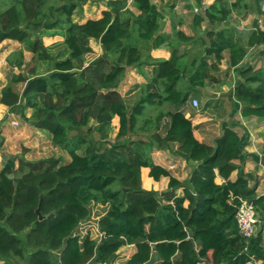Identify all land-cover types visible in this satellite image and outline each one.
Returning <instances> with one entry per match:
<instances>
[{"label":"trees","instance_id":"1","mask_svg":"<svg viewBox=\"0 0 264 264\" xmlns=\"http://www.w3.org/2000/svg\"><path fill=\"white\" fill-rule=\"evenodd\" d=\"M84 1L0 0V44L5 40L23 43L35 59L26 72L24 49L8 56L7 62L21 71L12 74L2 88L0 102L49 132L53 143L72 158L66 164L55 157L23 160L20 169L15 157L0 161V261L114 264L118 249L133 245L136 250L124 264H264V222L247 239L236 219L241 199L264 209V196L256 195L245 176L230 179L244 136L226 124L208 145L195 137L194 126L182 110L205 80L209 85L221 83L213 73L221 71L228 51L230 68L240 77L229 93L233 113L239 110L243 117L263 120L264 69L239 64L247 54L241 40L249 46H264V29L257 27L241 37L216 29L229 14L227 4L216 0L203 15L193 16L195 32L206 20L212 28L208 39L200 40L202 55L189 62L186 53L192 52L181 54L174 44L197 47V35L181 30L163 34L151 0H134L141 11L138 16L110 9L101 18L80 23L73 15ZM240 2L236 0L234 6ZM50 35H62L64 40L46 46L43 37ZM91 39L101 42L103 52L88 61ZM138 40L148 44V52L170 44L172 55L168 60L144 56ZM148 62L155 68L151 81L142 87L147 93L129 105L119 90L126 67ZM20 83L24 84L21 92L16 86ZM148 104L171 105L175 111L160 109L143 118ZM27 108L33 110L30 117ZM116 116L120 129L109 143ZM140 118L155 124L154 129L145 130L147 139L135 136ZM164 128L165 134L161 133ZM156 143L160 147L179 144L177 153L195 166L187 182L152 160ZM142 167H149L157 181L169 177L167 190L145 189ZM218 176L225 182L219 184ZM183 186L184 193L179 195L177 190ZM91 201L108 206L98 221L100 239L79 232L91 217ZM39 206L41 220L36 212Z\"/></svg>","mask_w":264,"mask_h":264},{"label":"crops","instance_id":"2","mask_svg":"<svg viewBox=\"0 0 264 264\" xmlns=\"http://www.w3.org/2000/svg\"><path fill=\"white\" fill-rule=\"evenodd\" d=\"M215 1L216 0H151L158 14L159 22L162 24V33L171 34L176 30H181L186 35L197 34V32L194 31L193 27V16L199 13H195V9H197L198 12L203 15L205 9ZM222 1L227 4L226 6L229 9V14L227 15L228 18L220 23L221 25L219 26V28L217 27L218 24L216 25V29L230 30L236 35L240 32L245 34L246 32H250L252 29H255L257 27L264 29V0H241V2L238 3L237 6H234L236 0ZM79 8L78 14H75L73 17L75 21L80 23L86 22L89 19L101 18L103 15V11L110 9H112L113 11H125L132 16H138L141 13V11L138 9V5L134 3V0H88L82 7ZM219 15L221 16V14ZM203 23L209 24L208 20L204 21ZM222 25L224 26L221 27ZM189 30H191L192 34H189ZM55 36L57 37L59 35H50L48 37ZM44 38L45 37H43L44 45H54L46 42L47 40H44ZM19 43L20 42L14 40H5L0 44V63H3V61L5 62L7 55L13 52L12 47L21 45ZM94 44H99L100 47L95 48L96 45L94 46ZM90 45L93 49V53L94 51L103 52L100 41L91 39ZM136 45L144 51V56H147V54H149L153 59L168 60L172 55L170 44H165L158 48H152L149 52L147 49L148 44H144L143 41L138 40ZM174 45L178 48L181 54L192 49L191 44ZM242 45L247 49V54L239 65L252 66L255 69H264V46H249L248 44ZM20 47L22 48L23 46ZM8 48H10L11 50H8ZM26 53L27 52L25 50L24 56L26 55ZM189 56L191 57V55ZM91 59H94V57L90 58V56H87L88 61H90ZM191 60L192 58H188L189 62ZM222 62L223 63L220 64V68H227V72L234 75L235 68H230V58L229 56H227V54H225V58ZM154 68L155 65L149 62L142 63L140 67H126L125 77L123 78V92L125 95V99L127 100L129 105H132V102H130L132 96H134L133 98L137 99L138 101L143 93H147L142 89V87L144 85H147L151 81L154 75ZM221 72L222 70L219 73H213V75L216 76L220 81L224 80V75H228L227 72H223V74H221ZM208 82V80H205V86L203 87L204 89H207L206 91L197 89L192 92L191 97L188 101V105L182 107V110L185 116L191 120L194 126L195 137L201 142L212 145L214 137L220 135V133L222 132L223 125L221 126L220 130L217 128H213V124L210 123L211 118H209V113L207 110L208 108H204L205 110L201 111L200 109L192 105V100L194 98H203L206 93L209 94L208 91H211V96L215 95L216 98H218L220 93L219 90L217 91L216 89H218L217 87L219 86V83L213 81L209 85ZM133 84L140 85V88H138L136 91L130 92L131 88H133ZM4 86L1 87V90ZM4 108L9 109V107L0 104V110H3ZM160 109H164L166 111H175V109L171 105L158 107L154 104H148L146 105L145 116H143V118L150 115H156ZM12 114L17 115L20 118L18 114L14 112H12ZM31 114L32 112H26L27 117H30ZM240 117L241 119H248L249 122L246 123L244 121L243 125H234V130L240 136H244V141L239 158L233 161L234 164H236L237 168L231 174L230 179L234 181L241 174L248 179L249 187L253 188L256 191L257 196H264V119L261 120L257 117H243L242 115ZM115 119H119V117L116 116ZM150 127L154 129L155 124H145L144 119L141 118L136 124V130L139 132V134H142L141 136L144 137L143 139H147L148 134L145 133V130H148ZM166 130L167 129L165 128L162 129L161 133L165 134ZM214 133L218 134L212 136ZM178 147V143H172L167 145L166 147H160L156 143L151 149V158L156 164L167 168L171 172L172 176L176 177L180 182L185 183L190 179L192 170L195 166L191 168L194 163H189L183 157H177L179 156V154L177 153ZM66 154V157L64 156L65 164L69 163L72 160L70 154L67 151ZM175 154L178 155L176 156ZM169 180V177H161L157 181L150 176L149 167H142L141 169V181L145 189L163 192L167 190ZM216 181L219 184L225 182V180L220 176L216 178ZM177 193L179 195H183L184 186L180 187L177 190ZM187 204L188 203H186V205ZM260 213L264 214V209H261V207ZM127 246L135 247L133 245Z\"/></svg>","mask_w":264,"mask_h":264},{"label":"rangeland","instance_id":"3","mask_svg":"<svg viewBox=\"0 0 264 264\" xmlns=\"http://www.w3.org/2000/svg\"><path fill=\"white\" fill-rule=\"evenodd\" d=\"M87 1L88 0L84 1L82 6ZM59 3H60V1H59ZM79 10H80V8H79ZM195 13L200 14V12H198V10H196V9H195ZM75 14L76 15L78 14V8L75 10L74 15ZM232 22H234V21H232ZM220 23H222V22H220ZM220 23H218V25L216 24L218 28L221 25ZM223 26L224 25H222L221 27H223ZM201 27L202 28L200 30H198L197 34H196L198 37V42L194 43V44H198V45H197V47L195 46L192 49H190V51L192 52L191 57L189 56L190 55L189 53H186L187 59L192 58L193 56L194 57H200L202 55L204 47H202L200 40L206 41L208 39L207 32H208L209 28H212V26L209 24L203 23L201 25ZM228 31H230V30H228ZM189 34H192L191 30H189ZM238 35H239V37H241L242 35H244V33H241V32L237 33V36ZM44 37H45L44 40H47L46 42H49V44H54V45L56 43L57 44L62 43V41L64 40V36H62V35L61 36L59 35L57 37L56 36L55 37L44 36ZM175 40L178 41L177 38ZM19 44H21V45H16V46L12 47L13 52H17L19 49H21L20 46H23L22 49H24V51L26 50L25 45L23 43H19ZM179 44H182V43L179 42ZM183 44H185V43H183ZM240 44H246L245 40L244 39L241 40ZM94 46H95V48L100 47L99 44H94ZM8 50H11V49L8 48ZM190 51H187V52H190ZM26 52L27 53L24 56V58L26 57V59H25V64L23 66V68H24L23 70L27 72L28 69L35 63V59L33 57L32 52H30L28 50H26ZM100 52H102V51H100ZM100 52L94 51V53H93V51H92L88 56H90V58L91 57L96 58V57H98V54H99V56L102 54ZM12 53H9L7 55V57L5 56L6 57L5 62L3 61V63H0V90H1L2 86H4L5 84L8 83L12 74L18 73L21 71V69H18L17 67H13V66H11V64H9L7 62L8 56H10ZM225 54H227V56H229L228 51H226ZM210 62H212V61L210 60ZM221 63H223V62H221ZM221 70H222L221 74H223V72L228 71L227 68H224ZM189 76H190V74H187L185 76L184 85L187 84V82H188L187 79L189 78ZM224 76H225L224 80H222L223 82L221 81V83H219V86L217 87L218 89H216L217 91L219 90V93H220L218 98H216L215 95L211 96V91H208L209 94L206 93L207 97L205 94V96L203 98L202 97L196 98L198 100L197 108L200 109L201 111L205 110L204 107H205L207 102H212L210 107L207 109L208 113H209V118H211L210 123L213 124V128H217L219 130H220L222 125H226V124L227 125L228 124H232V125H236V124L240 125L241 124V125H243L244 121L246 123L249 122L248 119H246V118L241 119V117H240L241 113L239 110L237 112L233 113L234 112L233 101L229 98L230 91L234 88L236 81L240 77H238L236 72L234 75L228 73V75H224ZM16 86H17V90L21 92L23 87H24V84L20 83ZM132 86H133V88H131V90L129 89L130 92L136 91L138 89V88H135L136 84H133ZM198 89H201V91L207 90V89H204L203 87H199ZM119 90L124 95L123 80L120 82ZM200 94H202V93H200ZM133 97L134 96H132V99L130 100V102H132V104L137 101V99H134ZM0 99H1V92H0ZM0 104H1V102H0ZM186 105H188V102ZM27 111H28V113L33 112V110L31 108H27L26 112ZM24 121L25 120L23 117L19 118L17 115L12 114L11 110L8 108H4L3 110H0V131H1V136L3 138V142L0 145V161L5 159L6 157H15L16 167L18 169L22 168V166H23L22 161L23 160L36 161L39 159L50 158V157L61 158L60 164H65L64 158L67 155L66 150L62 149L61 147H59L55 143H53L52 135L43 129L35 127L32 123H28L26 121H25L26 122L25 123ZM94 124H95V122L92 120L91 125H94ZM119 129H120V121H119V119L114 118L112 123H111V127L109 129V134H110L109 141H108L109 143H111L112 141H114L116 139L117 134L119 132ZM140 133H142V132H140ZM217 134L214 133L212 136H215ZM138 135H142V134H139V133L135 134V136L137 138H138ZM211 139H212V137H211ZM177 157L182 158L183 156L179 154V156H177ZM193 167H194V165L191 166V168H193ZM255 207H256V213H257V229H258V228H260V225L262 224V222H264V214L260 213V207H258L256 205H255ZM90 208L92 211L91 217L89 220H87L86 222H83L80 225L79 232L81 233L82 236H85L87 233H90V235L93 238L100 239L102 237V233L99 230L98 221L101 218V216H103L107 212L108 206H105V205H103L97 201H91L90 202ZM135 249H136L135 247L121 246L118 249V252H117L118 258L114 264H124L126 262V260L133 254ZM157 260L158 259L156 258L155 261H157ZM0 264H3V262L0 261ZM202 264H206V263L203 262ZM253 264H261V262L258 261V262H255Z\"/></svg>","mask_w":264,"mask_h":264},{"label":"built area","instance_id":"4","mask_svg":"<svg viewBox=\"0 0 264 264\" xmlns=\"http://www.w3.org/2000/svg\"><path fill=\"white\" fill-rule=\"evenodd\" d=\"M192 105L194 107L198 106V100L196 98L192 100ZM236 219L238 222L240 233L243 237L248 239L256 234L257 213L255 204L252 200L241 199L236 212Z\"/></svg>","mask_w":264,"mask_h":264},{"label":"water","instance_id":"5","mask_svg":"<svg viewBox=\"0 0 264 264\" xmlns=\"http://www.w3.org/2000/svg\"><path fill=\"white\" fill-rule=\"evenodd\" d=\"M36 212L38 213L39 219L41 220L43 218V216L40 213V206L37 208Z\"/></svg>","mask_w":264,"mask_h":264},{"label":"bare ground","instance_id":"6","mask_svg":"<svg viewBox=\"0 0 264 264\" xmlns=\"http://www.w3.org/2000/svg\"><path fill=\"white\" fill-rule=\"evenodd\" d=\"M38 142V141H37Z\"/></svg>","mask_w":264,"mask_h":264}]
</instances>
